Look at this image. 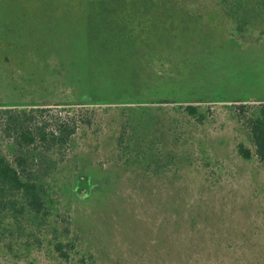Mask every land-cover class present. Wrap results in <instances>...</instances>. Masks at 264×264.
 I'll use <instances>...</instances> for the list:
<instances>
[{
  "label": "rangeland",
  "instance_id": "rangeland-1",
  "mask_svg": "<svg viewBox=\"0 0 264 264\" xmlns=\"http://www.w3.org/2000/svg\"><path fill=\"white\" fill-rule=\"evenodd\" d=\"M261 104L264 0H0V109L88 123L45 214L0 215V264H264Z\"/></svg>",
  "mask_w": 264,
  "mask_h": 264
},
{
  "label": "trees",
  "instance_id": "trees-1",
  "mask_svg": "<svg viewBox=\"0 0 264 264\" xmlns=\"http://www.w3.org/2000/svg\"><path fill=\"white\" fill-rule=\"evenodd\" d=\"M240 108L239 116L246 118L255 155L264 162V104L256 111ZM187 110L196 115L193 107ZM82 125L88 123L63 109L59 112L51 107L0 109L1 132L14 149L12 161L0 157V215L8 210L18 212V194L33 213L45 214L41 176L57 170L58 163L50 155L60 150L68 152ZM238 154L245 160L252 157V152L243 145H239Z\"/></svg>",
  "mask_w": 264,
  "mask_h": 264
}]
</instances>
